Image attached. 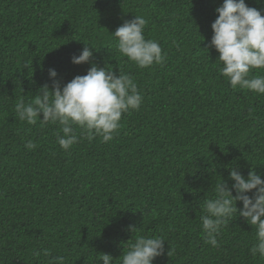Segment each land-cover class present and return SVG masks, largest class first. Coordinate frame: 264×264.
Masks as SVG:
<instances>
[{"label": "trees", "instance_id": "obj_1", "mask_svg": "<svg viewBox=\"0 0 264 264\" xmlns=\"http://www.w3.org/2000/svg\"><path fill=\"white\" fill-rule=\"evenodd\" d=\"M245 2L264 14V0ZM221 3L0 0V264L56 256L103 264L102 254L120 264L137 235L166 240L170 255L153 264H264L250 254L255 228L243 217L221 228L217 247L200 220L227 167L264 174V94L233 89L209 47ZM137 15L147 20L145 38L160 44L162 65L139 68L119 53L113 32ZM84 44L93 57L72 64ZM93 62L130 74L143 97L112 141L90 142L74 126L78 142L65 151L58 123L42 125V114L35 124L19 120L15 104L51 84L50 68L63 85ZM28 140L35 149L25 148Z\"/></svg>", "mask_w": 264, "mask_h": 264}, {"label": "clouds", "instance_id": "obj_2", "mask_svg": "<svg viewBox=\"0 0 264 264\" xmlns=\"http://www.w3.org/2000/svg\"><path fill=\"white\" fill-rule=\"evenodd\" d=\"M215 12L217 17L211 24L209 47L218 53L217 59L223 65L219 69L221 75L227 78L233 89L239 87L264 94V74L255 71L264 72L262 10L248 6L245 0H222ZM146 24L147 20L137 15L124 21L113 32L119 53L139 68L165 62L160 44L145 38ZM93 50L96 49L85 45L78 55H72L71 63L89 62ZM106 65L99 67L93 62L85 75H77L63 85L56 79V70L50 68L48 76L51 84L41 85L30 102L20 99L15 104L17 117L28 124H35L42 114V119L39 118L42 125L58 123L62 135H57V143L65 151L78 142L74 126L79 127L81 134L90 142L96 137L102 143L112 141L122 126V115L138 110L143 97L130 74L119 71L117 75ZM25 148L33 150L36 144L28 140ZM227 168L228 178L225 180L220 176L215 194L204 202V214L200 220L207 237L206 243L217 247L216 235L234 214L239 215L255 228V243L250 248V254L264 260V174L249 170L245 176L238 167ZM237 202L242 205L239 209ZM128 227L132 233L138 230L133 225ZM165 241L161 236L137 235L128 244L120 264H153L156 257L169 256L170 249L165 251ZM44 255L49 256L50 253L45 251ZM113 260L110 254L101 256L103 264H112ZM49 264H65V257H53Z\"/></svg>", "mask_w": 264, "mask_h": 264}]
</instances>
